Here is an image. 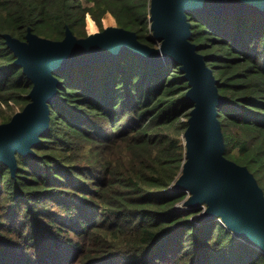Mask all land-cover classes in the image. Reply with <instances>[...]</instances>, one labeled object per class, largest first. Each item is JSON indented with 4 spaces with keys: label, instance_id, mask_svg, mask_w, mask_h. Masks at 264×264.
Segmentation results:
<instances>
[{
    "label": "trees",
    "instance_id": "trees-1",
    "mask_svg": "<svg viewBox=\"0 0 264 264\" xmlns=\"http://www.w3.org/2000/svg\"><path fill=\"white\" fill-rule=\"evenodd\" d=\"M156 44L150 0H0V123L30 101L32 81L4 34L61 40L112 24ZM108 15V16H107ZM190 40L212 69L224 154L264 191V14L187 12ZM50 123L34 155L0 162V264H264L173 184L191 104L180 63L131 52L54 72Z\"/></svg>",
    "mask_w": 264,
    "mask_h": 264
},
{
    "label": "water",
    "instance_id": "water-1",
    "mask_svg": "<svg viewBox=\"0 0 264 264\" xmlns=\"http://www.w3.org/2000/svg\"><path fill=\"white\" fill-rule=\"evenodd\" d=\"M191 11L264 14V0H150V28L152 37L161 41L160 47L140 41L135 30L118 25L86 37H77L66 27L61 40L42 37L30 28L24 40L5 33L16 56L14 63L22 67L33 85L28 93L30 101L0 123V162L9 166L14 176L16 153L34 155L32 147L49 127L50 102L58 85L56 70L116 59L122 52L154 64L176 61L189 84L186 97L191 110L183 133L185 162L173 188L188 193L183 207H203L199 220L218 217L238 239L264 252V191L247 166L224 154L218 116L222 96L212 69L190 40L187 12Z\"/></svg>",
    "mask_w": 264,
    "mask_h": 264
},
{
    "label": "rangeland",
    "instance_id": "rangeland-1",
    "mask_svg": "<svg viewBox=\"0 0 264 264\" xmlns=\"http://www.w3.org/2000/svg\"><path fill=\"white\" fill-rule=\"evenodd\" d=\"M108 15H110V14H108ZM107 15V16H108ZM110 16H112V15H110ZM113 17V16H112ZM114 25H117L116 24V21H115V19H114V17H113V21H112V24L111 25H109V26H114ZM103 26L104 27H107L106 25H105V23H104V20H103ZM155 42H156V44H154V45H151V46H154V47H160V45H161V41L160 40H155ZM12 116V115H11ZM182 204V203H181ZM180 204V208H182V209H185V210H188V208H186V207H183L182 205ZM218 218V217H217ZM220 219V218H219ZM221 220V219H220Z\"/></svg>",
    "mask_w": 264,
    "mask_h": 264
}]
</instances>
